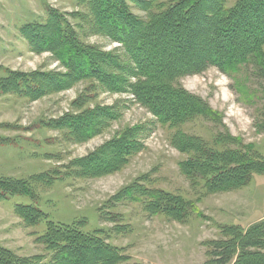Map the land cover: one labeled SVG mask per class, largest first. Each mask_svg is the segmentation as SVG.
I'll list each match as a JSON object with an SVG mask.
<instances>
[{"label":"trees","instance_id":"16d2710c","mask_svg":"<svg viewBox=\"0 0 264 264\" xmlns=\"http://www.w3.org/2000/svg\"><path fill=\"white\" fill-rule=\"evenodd\" d=\"M79 5L85 10L70 15L74 25L62 14L48 11L43 21L28 23L20 31L30 49L51 53L65 72L6 71L0 77V93L35 101L84 83L73 102L74 112L49 123L66 133L67 141L78 143L102 133L119 118L114 107L99 109L98 115L86 104L100 93H127L157 124L174 130L170 145L187 156L179 169L192 188L205 195L236 191L254 176L264 175V160L252 148L217 137L209 145L180 130L185 123L212 115L177 83L210 67L225 75L249 67L251 76L264 82V0H236L231 6L226 0H79ZM90 35L119 44L123 54L86 44ZM150 132L146 124L128 128L62 167L64 171L52 168L23 178L0 176V202L15 197L38 201L40 186L114 173L143 150ZM113 201L141 203L148 215H162L179 224L194 212L193 204L181 196L145 189L138 182L122 189ZM13 213L28 229L46 219L34 204L15 203ZM82 226V219L71 224L47 221L43 234L35 239L43 254L19 256L0 246V264H142L129 262L107 243L103 231L85 232ZM219 233V238L206 242L209 263L264 264V220L247 229L222 226Z\"/></svg>","mask_w":264,"mask_h":264},{"label":"rangeland","instance_id":"374dc122","mask_svg":"<svg viewBox=\"0 0 264 264\" xmlns=\"http://www.w3.org/2000/svg\"><path fill=\"white\" fill-rule=\"evenodd\" d=\"M226 1L231 6L236 0ZM84 10L79 0H0V77L6 71L64 73L51 53L30 49L20 31L28 23L43 21L48 11L62 14L74 25L70 15ZM132 11L140 14L134 7ZM84 42L105 52L123 54L119 44L99 35L87 36ZM177 83L203 102L212 115L185 123L180 127L183 133L200 137L209 145L216 137L234 141L252 148L264 160V82L256 81L249 67L229 75L210 67ZM85 86L79 82L35 101L0 93V176L23 178L47 169L62 170L120 132L146 124L151 132L142 142L143 150L121 169L103 177L69 178L50 188L40 186L38 201L15 197L0 202V246L19 256L43 254L35 239L43 234L47 221L71 224L82 219L85 232L103 231L107 243L131 263L211 264L205 245L220 237V227L234 224L247 229L264 220V175L254 176L236 191L205 195L192 188L179 169L187 156L170 145L174 130L157 124L127 93L96 95L86 107L98 115L99 109L114 107L119 118L87 141H67L66 133L62 135L49 123L74 112L73 102ZM136 182L145 189L181 196L193 204L194 212L179 224L162 215H148L141 203L113 201L122 189ZM15 203L34 204L46 219L35 228H24L13 213ZM100 214L105 218L100 220Z\"/></svg>","mask_w":264,"mask_h":264}]
</instances>
